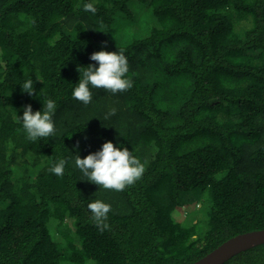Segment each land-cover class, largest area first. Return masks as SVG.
Instances as JSON below:
<instances>
[{
  "label": "trees",
  "instance_id": "obj_1",
  "mask_svg": "<svg viewBox=\"0 0 264 264\" xmlns=\"http://www.w3.org/2000/svg\"><path fill=\"white\" fill-rule=\"evenodd\" d=\"M101 48L123 49L132 86L85 105L73 83ZM47 98L58 131L30 141L16 115ZM106 140L144 164L122 191L70 159ZM95 199L111 205L103 230ZM261 229L264 0H0V264H192ZM224 264H264V243Z\"/></svg>",
  "mask_w": 264,
  "mask_h": 264
},
{
  "label": "clouds",
  "instance_id": "obj_2",
  "mask_svg": "<svg viewBox=\"0 0 264 264\" xmlns=\"http://www.w3.org/2000/svg\"><path fill=\"white\" fill-rule=\"evenodd\" d=\"M83 8L86 12L95 14L96 7L92 2L85 3ZM90 60L96 62L89 63L78 69L79 79L72 88L71 95L74 99L87 105L92 100V89H105L115 94L124 91L132 86L129 75V65L123 49L111 51L101 48L90 54ZM41 81L29 78L23 83H19L21 91L27 92L30 96L35 93L40 97V90L35 91L34 82ZM57 111L56 101L47 98L42 103V107L33 110L31 104L23 106L22 115H16V120L21 124L26 138L30 141H37L55 135L58 131L54 116ZM115 109H110L105 113L107 119ZM17 113V111H16ZM79 128V127H77ZM84 128V127H83ZM81 129V128H80ZM74 167L79 170L83 177L95 183L100 188L122 191L127 185L137 180L144 171V164L132 153L128 146L117 141L106 140L99 149L89 152L81 157L78 152L70 157ZM68 158L61 157L52 163L49 171L57 176L64 174L65 165ZM88 209L92 217L101 230L108 227L106 220L111 205L101 199L89 202Z\"/></svg>",
  "mask_w": 264,
  "mask_h": 264
},
{
  "label": "water",
  "instance_id": "obj_3",
  "mask_svg": "<svg viewBox=\"0 0 264 264\" xmlns=\"http://www.w3.org/2000/svg\"><path fill=\"white\" fill-rule=\"evenodd\" d=\"M264 243V229L233 236L192 264H224L237 253Z\"/></svg>",
  "mask_w": 264,
  "mask_h": 264
},
{
  "label": "rangeland",
  "instance_id": "obj_4",
  "mask_svg": "<svg viewBox=\"0 0 264 264\" xmlns=\"http://www.w3.org/2000/svg\"><path fill=\"white\" fill-rule=\"evenodd\" d=\"M200 205L197 206V208H199ZM184 217L183 216H179V220H182ZM66 221L70 224L71 227H73V219L70 218L69 216L66 218ZM59 238L61 240H63V237L60 235Z\"/></svg>",
  "mask_w": 264,
  "mask_h": 264
}]
</instances>
